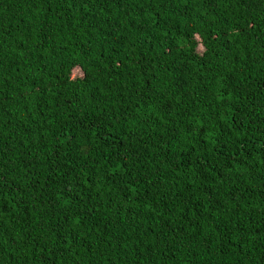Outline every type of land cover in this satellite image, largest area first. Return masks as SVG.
<instances>
[{"label":"trees","instance_id":"1","mask_svg":"<svg viewBox=\"0 0 264 264\" xmlns=\"http://www.w3.org/2000/svg\"><path fill=\"white\" fill-rule=\"evenodd\" d=\"M0 264H264V0H0Z\"/></svg>","mask_w":264,"mask_h":264}]
</instances>
